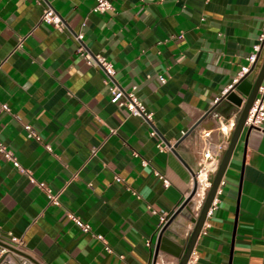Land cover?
I'll return each instance as SVG.
<instances>
[{
  "label": "crops",
  "instance_id": "1",
  "mask_svg": "<svg viewBox=\"0 0 264 264\" xmlns=\"http://www.w3.org/2000/svg\"><path fill=\"white\" fill-rule=\"evenodd\" d=\"M46 3L63 28L41 19ZM95 3L0 0V106L9 105L0 109V139L25 168L0 152V241L9 232L20 236L42 264H178L167 250L155 253L160 213L171 215L188 194L205 147L213 162L221 160L232 130L217 125L222 116L236 120L240 108L224 112L221 99L209 109L248 62L264 0H111L103 11ZM80 29L87 49L112 61L115 80L136 85L156 134L110 100L102 70L76 50ZM40 180L61 189L60 204L49 201ZM204 183L190 201L194 214ZM65 210L102 233L112 250ZM208 222L192 264H264V121L243 126ZM4 255L21 264L18 254Z\"/></svg>",
  "mask_w": 264,
  "mask_h": 264
},
{
  "label": "built area",
  "instance_id": "2",
  "mask_svg": "<svg viewBox=\"0 0 264 264\" xmlns=\"http://www.w3.org/2000/svg\"><path fill=\"white\" fill-rule=\"evenodd\" d=\"M111 7H112L111 0H96V3L94 4V6L92 8H93V10L103 11V10L111 8ZM41 19L48 22V23L53 24L57 28H63L65 26V23H64L62 16L53 8V6L50 3H46V5L42 11V14H41ZM83 34H84V32L82 29L73 32V37L77 41L76 50L81 56H83L86 59V61L88 63L93 64L102 70V72L104 74V82L106 83L108 91L110 93V100L112 102L116 103L117 105H121V106L126 107L130 114L138 115L141 118H143L144 120L148 121L151 125V129H150L149 133L151 135L156 134V128L153 125V113L151 110L147 109L145 103L135 93L136 85L133 84L130 87V89H125L122 85H120L115 80V76H114L115 75V68H114L112 61L100 52L95 53V52L89 51L83 42ZM263 41H264V25H263L262 31L258 37V42H256L253 45V51L250 52L248 57H247L248 62L240 67L239 77H241L245 72H247L249 70L251 64L256 60L257 54L261 49V44ZM239 77L235 78L234 81L232 83H230L228 85V87H226L224 89L223 94L225 92H227L230 88L233 87V84L239 79ZM160 79L162 81H164L165 77L163 75H160ZM0 109L1 110H9V105L6 102H3V103H1ZM236 121H237V119L235 120V118H233L232 116L231 117L222 116L218 125H217V128L219 130H221L222 132L226 133L230 130H233V128L235 127ZM263 121H264V78L262 79V81L260 82V84L258 86L256 96L253 99L252 104L248 109V112H247V115L245 117L243 126H246V127H249V126H251V127H263ZM23 127L26 130V134L28 136H33L37 140H41V135L38 133L36 128L31 123H24ZM204 134L208 135L209 131H205ZM158 145L160 147H167L169 149L172 148L171 144L166 145L162 141H160L158 143ZM45 146L48 149L50 148V146L47 143H45ZM222 146H225V144L224 143H218L217 144L218 149H221ZM0 152L7 159L12 161V163L16 167L20 168L21 170H25V168L22 167V165L19 163V160H18L17 156L15 155L13 149L10 148L1 139H0ZM203 158H204V161L202 163H200V166L198 167V169L193 173L192 178L196 180L197 188L199 186V182H201V183H202V181H203V183L205 182L204 183L205 189H206V192L204 195V198H205L206 193H207V191L210 188L211 183H212V179L210 177V170L211 169L216 170L218 164L216 163V161L215 162L212 161V159L214 158V154H213V151L210 147L204 148ZM201 178H202V180H201ZM163 180L165 183H168L166 178H163ZM220 182H222V179ZM37 184L41 189L44 190V192L46 193L50 202L55 203V204H60L59 195H60L61 189L54 191L51 189V187L45 181H42V180L37 181ZM217 192H218V188H217L216 193H215L214 197L212 198L211 203L208 207V210L206 212V217L204 219V222L202 224V227L200 229L199 234L206 232V228H207V226H209L208 217L212 213L213 209L216 206ZM204 198H203V200H204ZM203 200H202V202H203ZM201 204L199 205L196 212L200 209ZM65 213L83 231L91 232L92 235H94L96 238L100 239L102 241L105 249H107L109 251L112 250V247L109 244L106 237L102 233L93 232L89 222L84 221L77 214H75L69 210H65ZM169 216H170L169 211H167V210L161 211V213H160V226H159L160 230L163 227L164 223L168 220ZM2 240H3V242H5L9 245L28 253L27 250L25 249V242L20 236L14 235L13 233L9 232L8 236ZM10 251H12V250L9 249L7 246L0 244V257L2 255H4L6 252H10ZM12 252H14V251H12ZM14 253H16V252H14ZM16 254H18V253H16ZM18 255L21 258V260L27 262V264H42L41 261L36 257H34L35 261H33V260L23 256V255H20V254H18ZM196 258H197V252L195 250V246H193L185 264H192Z\"/></svg>",
  "mask_w": 264,
  "mask_h": 264
},
{
  "label": "water",
  "instance_id": "3",
  "mask_svg": "<svg viewBox=\"0 0 264 264\" xmlns=\"http://www.w3.org/2000/svg\"><path fill=\"white\" fill-rule=\"evenodd\" d=\"M263 77L264 41L261 44V49L257 54L256 60L251 64L249 70L245 72L241 77H239V79L233 84V87L223 95H221L219 100L214 103L209 109L211 110L213 107H215V105L221 99H225L228 101V104L222 109L224 112L232 108H240L239 115L235 127L232 130L230 140L216 168L215 174L212 178L211 186L206 193L200 209L194 214L190 205V201L197 190L196 180L193 179V185L188 194L176 206L172 214L169 216L168 220L161 228L155 247V253L159 249L167 250L178 258V264H185L193 246L195 245L196 239L206 217L208 207L220 184L236 140L241 130L243 129V124L248 109L256 96L258 86ZM202 118L203 117H201L200 119ZM199 120L189 128L187 133L195 127ZM250 129L251 126L247 127V131H249ZM0 244H3L12 251L35 261L34 257L20 249H17L3 241H0ZM20 263L27 264V262L23 260H20ZM0 264H11V262L10 260H8V258H5L2 262H0Z\"/></svg>",
  "mask_w": 264,
  "mask_h": 264
},
{
  "label": "rangeland",
  "instance_id": "4",
  "mask_svg": "<svg viewBox=\"0 0 264 264\" xmlns=\"http://www.w3.org/2000/svg\"><path fill=\"white\" fill-rule=\"evenodd\" d=\"M4 256H5V255H2V256L0 257V262H2V261L5 259Z\"/></svg>",
  "mask_w": 264,
  "mask_h": 264
},
{
  "label": "bare ground",
  "instance_id": "5",
  "mask_svg": "<svg viewBox=\"0 0 264 264\" xmlns=\"http://www.w3.org/2000/svg\"><path fill=\"white\" fill-rule=\"evenodd\" d=\"M201 180H202V178H201ZM199 184H200V182H199ZM204 189H205V188H204ZM197 191H198V188H197ZM197 191L195 192L194 196L196 195ZM194 196H193V197H194ZM192 199H193V198H192Z\"/></svg>",
  "mask_w": 264,
  "mask_h": 264
}]
</instances>
